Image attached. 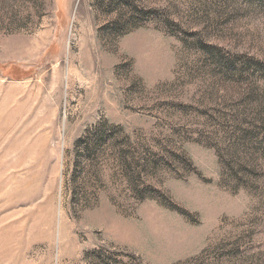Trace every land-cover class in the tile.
I'll return each mask as SVG.
<instances>
[{"label":"rangeland","instance_id":"obj_1","mask_svg":"<svg viewBox=\"0 0 264 264\" xmlns=\"http://www.w3.org/2000/svg\"><path fill=\"white\" fill-rule=\"evenodd\" d=\"M0 264H264V0H0Z\"/></svg>","mask_w":264,"mask_h":264}]
</instances>
